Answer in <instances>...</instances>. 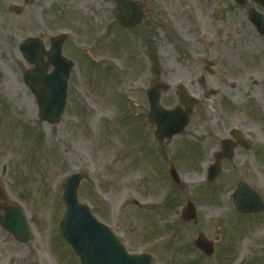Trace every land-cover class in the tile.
I'll use <instances>...</instances> for the list:
<instances>
[{
	"label": "rangeland",
	"instance_id": "obj_1",
	"mask_svg": "<svg viewBox=\"0 0 264 264\" xmlns=\"http://www.w3.org/2000/svg\"><path fill=\"white\" fill-rule=\"evenodd\" d=\"M141 1L145 24L126 30L115 21L113 2L0 0V203L21 207L32 234L21 244L0 226V264H81L58 228L63 185L75 174H84L78 201L130 253L152 254V264H184L185 197L211 214L206 197L228 196L244 181L264 199V89L252 85L254 75L236 79L244 68L248 75L253 52L248 46L237 57L234 50L245 28L237 26L233 1ZM61 34L62 55L73 68L64 113L50 125L39 121L37 100L23 82L32 66L19 46L36 37L48 51L50 38ZM202 59L214 63L212 74ZM155 80L168 86L160 97L165 108L178 103L179 85L198 99L184 134L161 144L146 118V91ZM100 104L106 108L96 117ZM233 128L254 150L224 162L207 186L217 141ZM171 162L178 185L169 176ZM223 206L230 214L231 203ZM243 229H232L230 239L249 232Z\"/></svg>",
	"mask_w": 264,
	"mask_h": 264
},
{
	"label": "water",
	"instance_id": "obj_2",
	"mask_svg": "<svg viewBox=\"0 0 264 264\" xmlns=\"http://www.w3.org/2000/svg\"><path fill=\"white\" fill-rule=\"evenodd\" d=\"M107 1H113L116 4L115 18L124 28H136L145 22L146 16L141 2ZM261 2L264 3V0ZM63 41L64 36L52 39L49 53L44 52L39 39H27L20 46L23 57L35 66V69L24 74V82L38 100L40 119L51 124H56L63 113L66 103L67 78L72 68V63L61 55ZM44 56L48 58V63L43 62ZM49 65L53 66V72L47 74L46 70ZM166 89L165 85L156 82L147 93L150 106L148 119L157 126L158 141L164 138L171 139L174 135L183 132L192 115V107L195 103V100L189 97L180 86L177 89L180 105L171 111L164 110L159 105V96L160 91ZM223 147H225L224 153L216 154V163L208 169V182H213L219 175L220 160L224 156L231 158L233 146L225 144ZM170 174L177 182L178 177L173 168L170 169ZM82 178L83 175L80 174L67 180L63 195L67 210L59 224L61 237L72 246L81 258L82 264H150V256L129 255L110 230L90 215L88 207L77 202L76 189ZM238 195L241 196L242 193L238 191ZM0 208L4 210V215L0 217V225L19 242L28 243L31 240V233L22 209L4 207L1 204ZM187 214H190L189 211Z\"/></svg>",
	"mask_w": 264,
	"mask_h": 264
},
{
	"label": "flooded vegetation",
	"instance_id": "obj_3",
	"mask_svg": "<svg viewBox=\"0 0 264 264\" xmlns=\"http://www.w3.org/2000/svg\"><path fill=\"white\" fill-rule=\"evenodd\" d=\"M234 5L238 11L237 26L242 24L245 28L243 36L245 41L238 39V42L234 45L237 57L238 53L242 55V52H247L248 46L251 47L253 52V56L250 57V64L247 63L250 67L248 75H245L247 71L244 68L242 71L237 72L236 75L238 77L236 79L240 80L243 77L254 75L256 80L252 81V85L256 88L264 89V8L256 3L255 0H244V4ZM250 15L254 17V20ZM237 57L235 58L236 67L238 63ZM243 82L248 83L247 80H243ZM233 86L235 87L234 84ZM245 97L249 99L246 94L244 95ZM261 102L264 103V98L261 99ZM228 137L217 141L218 148L213 151V154L219 149L220 142ZM238 137H240V133H238L237 137L229 138L230 142L237 146L233 159L239 151L250 153L254 150L253 145L247 139L242 136L243 138L240 137L241 140ZM241 141L245 144V147L241 146ZM224 162L230 163L232 160H224L222 164ZM225 193L227 194V192ZM226 194L219 197H206L207 201L204 203L214 207L213 213H200L199 209L201 206L197 205L195 208V219L184 222L187 225L184 243V264H264V212L241 213L235 206L234 199L238 201L245 200V203H254V198L244 196L234 198L231 194L228 196ZM225 202H230L232 206L229 208L230 214L228 215L225 213L227 208L223 206ZM251 207L255 206L243 205L241 209L246 210ZM259 209H264L263 198ZM241 226H244L243 230L247 229L249 232L246 234L242 232L239 234L241 235L240 238L235 240L231 238L234 242L231 241V230L237 228L241 231ZM207 228L211 230V233H205ZM187 231L190 233L189 240H187Z\"/></svg>",
	"mask_w": 264,
	"mask_h": 264
},
{
	"label": "bare ground",
	"instance_id": "obj_4",
	"mask_svg": "<svg viewBox=\"0 0 264 264\" xmlns=\"http://www.w3.org/2000/svg\"><path fill=\"white\" fill-rule=\"evenodd\" d=\"M200 18H201V14H200V12H199V15H198ZM35 22V18L33 17L32 19H31V23L33 24ZM223 43H226V42H222V44ZM225 48H226V51H233V49H232V46H231V49L228 47V46H225ZM235 50V49H234ZM230 53V52H229ZM233 54V53H232ZM1 58H7V59H9V55L7 54V53H1ZM229 67H231V62L229 63ZM80 85H83L82 84V82H80ZM106 108V107H105ZM104 108V106L102 105V104H100V109L98 108V107H96V109H97V111H98V113H97V115H96V117H98V116H100L101 115V112H102V110L103 109H105Z\"/></svg>",
	"mask_w": 264,
	"mask_h": 264
}]
</instances>
